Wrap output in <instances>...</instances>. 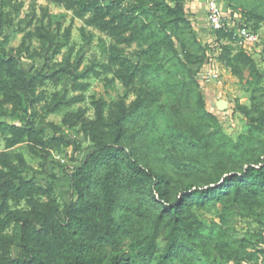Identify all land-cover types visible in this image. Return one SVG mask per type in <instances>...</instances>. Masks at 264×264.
Returning a JSON list of instances; mask_svg holds the SVG:
<instances>
[{
    "label": "trees",
    "instance_id": "16d2710c",
    "mask_svg": "<svg viewBox=\"0 0 264 264\" xmlns=\"http://www.w3.org/2000/svg\"><path fill=\"white\" fill-rule=\"evenodd\" d=\"M232 1L231 8L236 6ZM258 1L240 16L241 26L255 32L264 21L257 10L264 0ZM46 2L80 19L87 42L92 34L86 28L110 38L101 66L124 94L109 102L94 98L92 117L78 107L66 111L60 125L46 122L40 128L31 115L38 105L51 114L84 100L77 94L61 103L58 94L48 99L46 92L48 84L58 85L81 64L70 50L62 52L60 43L69 40L73 24L59 34L61 24L54 29L55 16L43 6L39 15L32 11L15 21L22 2L0 0V264H202V256L212 253L221 262L264 264L263 230L230 240L223 232L208 233L200 216L220 205L221 218L236 209L264 229V103L235 106L261 133L257 145L246 146V136L234 142L220 138L217 119L184 81L186 64H202L212 48L197 45L203 54L199 62L194 57V42L183 35L189 26L184 0ZM16 32L23 33L20 45L9 46ZM211 33L218 59L236 77L245 68L258 87L262 73L251 53L222 42L228 33ZM133 46L130 57L126 50ZM23 58H38L44 68L28 76ZM73 87L85 91L87 85L76 75ZM129 94L134 98L129 100ZM163 96L174 101L173 113L183 122L178 131L155 130L163 116ZM63 127L78 129L92 148L82 159L71 158L77 162L72 171L59 165L70 190L69 200L60 203L57 175L47 172V159L62 147H71L72 154L82 149L62 134ZM21 145L41 159L40 170L15 150ZM43 173L46 184L37 178Z\"/></svg>",
    "mask_w": 264,
    "mask_h": 264
},
{
    "label": "rangeland",
    "instance_id": "374dc122",
    "mask_svg": "<svg viewBox=\"0 0 264 264\" xmlns=\"http://www.w3.org/2000/svg\"><path fill=\"white\" fill-rule=\"evenodd\" d=\"M22 2V7L19 15L15 21L26 18L28 14L35 11L36 15L40 14V7H47L49 14L54 15L53 28L56 29L57 22L61 24L58 32L61 34L63 29L66 28L71 22L73 24L71 36L69 40L61 38L62 52L67 50L71 51V58L81 59V64L77 69V73L69 72L63 76L58 85L48 84L46 87L47 98L51 99L53 94H58L57 102L64 103L72 96L82 94L84 100L80 103L63 106L60 111L56 113H47L41 108V105L36 107L35 111L31 112L34 116L37 125L41 128L46 122H53L60 125L63 114L66 111L76 110L78 107L87 109V116L92 117L93 108L91 101L95 98H103L107 102L114 100L117 95L124 94L123 86L115 81L110 83L112 74L106 71L101 65L106 61L110 52L111 40L106 35L98 32L97 30L86 28L91 32V41L87 42L80 33L82 21L78 18H72L70 11H66L63 7L57 6L46 2V0H19ZM208 0H184V7L186 11V21L189 23L187 29L183 30V35L189 37L194 42L192 49L193 55L197 58L198 62L203 54V50L196 49L197 45H211L212 48L206 50L204 56L206 57L202 64L187 63V69L184 71V81L186 86L201 95L203 107L211 112L217 119L216 129L219 131V136L223 140L237 141L239 136H246L245 145H257L258 139L262 138L261 133L254 130L248 123L245 116L236 110V104H243L251 106L252 102L260 101L264 103V45L256 49H251V57L256 63L259 72L262 73V79L259 82V88L254 87L252 83L255 78L250 75L249 71L241 68L242 77H236L232 74L223 62L218 59L220 49L213 45L212 33L207 22L206 4ZM222 10L226 14H230L231 10L240 18L242 10L252 8L259 3L258 0H233L236 6L231 8L229 0H217ZM253 3V4H252ZM198 4L203 6H198ZM199 7V8H198ZM195 8H198L195 10ZM257 10L264 15V1H261ZM206 18L204 23L202 20ZM241 19V18H240ZM260 33L264 40V21L260 25ZM22 32H16L10 40L9 46L18 47L21 42ZM37 42L33 40L31 46H36ZM215 47V48H214ZM133 47L126 50L127 54L133 51ZM131 57V56H130ZM61 54L55 57V60H60ZM199 64V65H198ZM22 68L28 76H33L44 68L43 61L35 58L33 60L23 58ZM45 71V69H44ZM210 73V75H209ZM78 76V81L87 85L85 91L76 90L73 87L75 76ZM134 96L129 94V100ZM218 100H225L228 106L220 110L216 106ZM163 116L159 117L156 121V132H162L164 127L172 131H178L182 128V120L175 116L173 113V99L169 96H163ZM197 102V96L191 97V103ZM62 134L69 140L79 142L82 149L72 154L71 147H62L60 150H53L52 155L47 159L46 170L48 173H55L57 178L54 179L55 194L60 203H65L70 198L69 190V177L63 175L62 169L59 167L68 168L69 172L77 162L72 161L71 158L82 159L86 153L92 148L91 143L84 138L78 129H70L67 127L62 128ZM48 135L52 134L50 128L46 129ZM253 134V138L250 135ZM3 147V142L0 143ZM24 154L28 164L35 170H40L41 159L28 152L24 145L15 148ZM31 176L32 173L28 172ZM38 181L46 184L49 180L46 174L37 175ZM221 207H211L200 213L201 218L208 226V233L216 236L218 232H223L224 236L230 240L242 239L248 232L263 230V227L256 222L252 217H243L232 209L231 213L221 218ZM202 264H233L231 262H221L219 257L215 254L202 256ZM248 264V263H243Z\"/></svg>",
    "mask_w": 264,
    "mask_h": 264
},
{
    "label": "built area",
    "instance_id": "2783aa9c",
    "mask_svg": "<svg viewBox=\"0 0 264 264\" xmlns=\"http://www.w3.org/2000/svg\"><path fill=\"white\" fill-rule=\"evenodd\" d=\"M206 11L210 30L228 33L229 38L222 42L231 43L233 46L243 48L247 51L253 48L257 50V48L262 46V34L260 31L255 32L247 27L241 26L240 18L236 14L224 13L217 0H208Z\"/></svg>",
    "mask_w": 264,
    "mask_h": 264
},
{
    "label": "water",
    "instance_id": "95a60500",
    "mask_svg": "<svg viewBox=\"0 0 264 264\" xmlns=\"http://www.w3.org/2000/svg\"><path fill=\"white\" fill-rule=\"evenodd\" d=\"M216 106H217L218 109L223 110V109H225L228 106V102L225 101V100H218L216 102Z\"/></svg>",
    "mask_w": 264,
    "mask_h": 264
},
{
    "label": "crops",
    "instance_id": "0c3cea01",
    "mask_svg": "<svg viewBox=\"0 0 264 264\" xmlns=\"http://www.w3.org/2000/svg\"><path fill=\"white\" fill-rule=\"evenodd\" d=\"M198 6L200 7V6H203V5H201V4L199 5V4H198ZM199 7H198V8H199ZM198 8H195V10L198 9ZM200 8H201V7H200ZM202 21L205 23V22H206V18L204 17Z\"/></svg>",
    "mask_w": 264,
    "mask_h": 264
}]
</instances>
